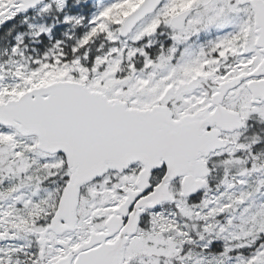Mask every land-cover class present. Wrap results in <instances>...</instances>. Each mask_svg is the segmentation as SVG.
I'll return each mask as SVG.
<instances>
[{
	"label": "snow or ice",
	"instance_id": "6c2138e0",
	"mask_svg": "<svg viewBox=\"0 0 264 264\" xmlns=\"http://www.w3.org/2000/svg\"><path fill=\"white\" fill-rule=\"evenodd\" d=\"M0 264H264V0H0Z\"/></svg>",
	"mask_w": 264,
	"mask_h": 264
}]
</instances>
